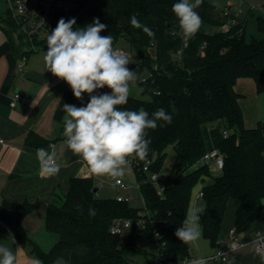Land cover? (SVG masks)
Instances as JSON below:
<instances>
[{"label": "trees", "instance_id": "16d2710c", "mask_svg": "<svg viewBox=\"0 0 264 264\" xmlns=\"http://www.w3.org/2000/svg\"><path fill=\"white\" fill-rule=\"evenodd\" d=\"M176 2L178 0H94L88 10L62 14L58 21L75 18V30L99 18L107 25L100 34L111 35L113 47L120 40H126L141 59L129 64V69L138 75L145 70L148 79L138 83L143 98L129 96L121 109L137 111L143 107L151 116L163 108L172 115L171 124L158 121V125L163 126L148 130L147 136L151 144L146 158L153 161L152 173L162 169L169 147L175 151L172 175L165 181L164 194L158 195L148 175L139 169L144 160L134 159L139 167L133 171L140 182L145 205L156 220L154 224H147L145 233L149 236L154 231L159 233L166 242L168 257L185 258L189 256L188 245L175 236V231L192 207L197 186H201L204 201L200 228L212 248H216L221 239L230 200L238 202L235 216L238 233L249 230L254 222L264 218V122L254 128L245 126L241 95L235 91L239 79L250 78L257 92H264V37L247 42L246 21L239 17L230 33H222L219 28L226 18L217 7L203 0L196 11L203 22L218 30L207 33L199 29L194 38L182 41L175 34L178 20L172 6ZM131 16H136L141 24L155 32L154 41L142 29L131 25ZM8 25L15 31L17 25L13 20L8 21ZM260 29L264 34L263 22ZM110 92L105 87L93 94ZM88 101L87 93L78 100L72 90L65 92L55 113L56 121L63 125L64 104L86 106ZM218 121L225 124L229 135L216 147L224 158L223 169L213 173L202 161L208 150L203 126ZM47 144L48 141L33 132L26 139L30 147ZM95 188L91 178H72L63 203L49 205L45 230L58 236L50 252L34 246L22 227L24 218L37 209V203L5 202L0 206V219L20 244L32 247L43 264H54L57 257H63L67 264H127L128 257L138 251L136 236L130 234L122 242L121 236L110 234V228L116 219H137L139 208L113 198L100 199ZM89 208L96 209L94 217L89 216Z\"/></svg>", "mask_w": 264, "mask_h": 264}, {"label": "clouds", "instance_id": "9594fccd", "mask_svg": "<svg viewBox=\"0 0 264 264\" xmlns=\"http://www.w3.org/2000/svg\"><path fill=\"white\" fill-rule=\"evenodd\" d=\"M203 0H178L172 12L178 20L175 33L182 41L195 37L202 25L196 11ZM134 28L142 29L149 38L155 39V32L141 24L136 16L130 17ZM76 19L65 21L61 18L55 29L47 36V50L43 53L45 68L55 77L65 81L74 97L83 99L89 95L86 106L64 104L66 117L63 121L65 143L72 153L86 163L90 172L96 176L113 179L123 177L132 159L144 160L148 155L151 140L148 130H154L158 121L172 123V115L160 108L150 114L141 107L137 111L122 110L120 106L128 102L130 84L137 79V72L130 70L129 57L114 49L111 35L100 33L107 25L95 18L84 28H76ZM107 87L110 93L93 94ZM54 152L38 148L36 156L40 163V175L50 177L59 173ZM118 182V181H117ZM199 207H191L186 213L175 236L184 243L198 240L201 213ZM89 216L96 215V209L89 208ZM257 254L264 261V250L257 248ZM16 256L11 249L0 246V264H15ZM32 264H43L38 258ZM54 264H67L63 257H57Z\"/></svg>", "mask_w": 264, "mask_h": 264}, {"label": "crops", "instance_id": "0c3cea01", "mask_svg": "<svg viewBox=\"0 0 264 264\" xmlns=\"http://www.w3.org/2000/svg\"><path fill=\"white\" fill-rule=\"evenodd\" d=\"M84 2L85 0H83V6ZM10 20L12 19L7 14L4 17L0 16V138L5 140V144L0 145V206L5 202L38 204L37 209L24 218L22 227L34 246L41 248L44 242L43 237H46L44 231L48 233L45 230V219L49 205L60 206L63 203L72 178L97 180L98 176L92 174L86 163L68 148L63 135L64 125L55 119L61 97L71 88L65 81L46 70L43 53L47 50V42L44 39L37 42L29 41L18 32L17 27L15 31L9 28ZM238 81H249L255 85L250 78H241ZM237 82L235 91L241 95L240 105L244 113L243 99L245 97L243 91L237 87ZM16 94H20L21 97L12 107L10 104ZM130 97L143 98L136 97L134 94H130ZM82 106L85 105L79 104L76 107ZM218 123L223 130L222 136L218 134L219 136L215 139V132H211L209 136L213 143L209 146L207 132L210 129L214 130ZM257 125L246 126L245 124L247 128H254ZM224 131L227 129L222 121L203 126L208 150L218 146L224 138ZM30 132L48 141L47 145L39 148L48 149L50 153L54 152V158L60 169L57 175L50 177L40 175V163L36 156L38 148L26 145ZM99 191L100 189L97 188V194ZM195 202L192 201V207H195ZM237 209L238 202L230 200L221 231L224 245L229 243V231L235 228ZM263 224L264 218L254 222L249 230L238 233L236 239L244 246L232 251L224 264H264L253 242ZM37 233L41 235L37 237ZM0 246L12 250L16 256L15 264H32L33 258L30 252H27L25 247L17 241L2 219H0ZM211 249L213 253L215 248L211 247ZM209 255L211 254L189 256Z\"/></svg>", "mask_w": 264, "mask_h": 264}, {"label": "built area", "instance_id": "2783aa9c", "mask_svg": "<svg viewBox=\"0 0 264 264\" xmlns=\"http://www.w3.org/2000/svg\"><path fill=\"white\" fill-rule=\"evenodd\" d=\"M6 2L8 6L6 13L7 16L16 23L18 32L31 42L35 39H43L41 37L42 33L48 36L49 33L55 29L58 19L62 14L83 10V0H6ZM220 11L226 18V22L220 26L219 30L224 34L230 33L232 28L238 24V16L234 15L228 7ZM185 46H187V42H185ZM117 50L124 52L129 57V54L125 50ZM178 55H181V52H179ZM147 79L148 75L146 73H141L140 75L137 74L135 82L143 83ZM20 97V94H16L15 99L10 105L14 107L16 105V101ZM228 135V131H224L223 137L226 138ZM4 144L5 140L0 138V145ZM54 160L57 164L55 158ZM202 161L210 167L211 171L215 173L220 172L223 169L224 158L216 148L207 150L202 158ZM152 164L153 161L151 159L145 158L143 165L139 169L148 175L149 182L156 188L157 194L162 196L166 188L165 181L167 178L165 175L160 174V172L152 173L150 170ZM130 166L133 170H135L139 167V163L132 159ZM117 181L116 185L122 191H128L130 189V187L122 180L118 179ZM138 183L140 186V182ZM202 197L203 194L200 192L197 199ZM133 199L134 198L130 195H119L115 198V200L120 203H130ZM143 201L145 204L144 198ZM155 221V217L145 205L143 208H139L137 219L123 218L114 220L110 228V234L121 237L123 235L135 234L134 236L137 237L139 235H144L148 238L150 242L156 246L157 251L154 254H149L147 251L137 248L138 251L136 255L146 257V262L142 264H224L228 260L232 251L244 246L242 242L236 239L238 232L235 228H233L228 233L229 243L224 245L225 243L222 239L218 240L215 251L209 256L170 258L165 252L166 242L161 239L159 233L154 231V234L151 236L145 233L147 224H154ZM253 242L256 250L257 248L264 250V224L256 233V237ZM127 264H131L129 259H127Z\"/></svg>", "mask_w": 264, "mask_h": 264}, {"label": "rangeland", "instance_id": "374dc122", "mask_svg": "<svg viewBox=\"0 0 264 264\" xmlns=\"http://www.w3.org/2000/svg\"><path fill=\"white\" fill-rule=\"evenodd\" d=\"M212 5L217 7L219 10H224L226 7L230 9V11L241 18L242 20L246 21L245 26V38L247 42H252L255 40H261L264 37L263 32L260 29V23H264V0H207ZM93 0H85L83 10H88L91 7ZM7 2L6 0H0V16L4 17L7 13ZM201 30L207 33H213L217 28L215 26L206 24L202 21V25L200 27ZM101 35V34H100ZM17 37V36H15ZM41 37L46 40L47 36L42 33ZM114 49H123L129 54V59L131 61L130 64L135 62H140L141 59L132 51L129 43L126 40H120L115 46ZM143 73H146L144 70ZM247 82V83H244ZM237 87L243 91L244 99H243V107H244V118L246 126L252 125L255 126L258 124L259 121L264 122V92L258 93L254 83L249 81H238ZM140 85L136 82L130 84V93L134 94L136 97H141L142 94L140 92ZM219 129V130H217ZM215 132V139L220 134L222 136V127L220 123L215 125L214 130H209L207 132V144L210 146L212 145V140L210 138V133ZM214 134V133H212ZM175 151L173 147H169L167 150V157L164 160L162 169L160 170V174L166 176V178L171 177L173 166L175 163ZM120 179L125 182L130 189L128 191H122L116 185V181ZM95 187L99 188L100 191L97 194V197L100 199L104 198H113L115 199L117 196H127L130 195L134 199L130 202V205L134 208H143L145 206L143 201V196L140 190V186L138 180L134 174L132 167L129 165L125 169V174L123 177L120 178H110L107 176H98L97 180H93ZM201 191V186L196 187L192 201L195 202V207H199L204 210V201L202 198H198ZM64 201V200H63ZM61 205V204H60ZM46 237L44 238V242L41 244V250L43 252H50L53 247L58 242V236L56 234H49L46 233ZM202 233V231H201ZM38 234V233H37ZM38 234L37 237H39ZM36 237V238H37ZM128 235H123L121 237L122 242H125L128 239ZM137 237V236H136ZM38 239V238H37ZM137 246L141 250L147 251L149 254H154L157 251L156 246L150 242L148 238L144 235H139L136 238ZM188 245V252L191 256H197L198 254H212V249L208 241L201 237L194 241L187 243ZM25 247L27 252H30V256L35 259L37 258L36 254L34 253L33 249L29 245H22ZM32 259V260H33ZM131 264H142L146 262L145 256L139 255H131L128 257Z\"/></svg>", "mask_w": 264, "mask_h": 264}, {"label": "water", "instance_id": "95a60500", "mask_svg": "<svg viewBox=\"0 0 264 264\" xmlns=\"http://www.w3.org/2000/svg\"><path fill=\"white\" fill-rule=\"evenodd\" d=\"M94 192H97V188H95Z\"/></svg>", "mask_w": 264, "mask_h": 264}]
</instances>
